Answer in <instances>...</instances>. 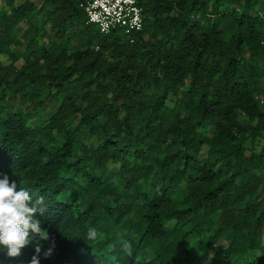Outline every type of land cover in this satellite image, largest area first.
Segmentation results:
<instances>
[{
  "label": "trees",
  "instance_id": "1",
  "mask_svg": "<svg viewBox=\"0 0 264 264\" xmlns=\"http://www.w3.org/2000/svg\"><path fill=\"white\" fill-rule=\"evenodd\" d=\"M80 2L0 0V173L49 237L0 264H264V0Z\"/></svg>",
  "mask_w": 264,
  "mask_h": 264
},
{
  "label": "clouds",
  "instance_id": "2",
  "mask_svg": "<svg viewBox=\"0 0 264 264\" xmlns=\"http://www.w3.org/2000/svg\"><path fill=\"white\" fill-rule=\"evenodd\" d=\"M47 210L43 196L34 198L17 180L11 179L7 173H0V253L7 258L20 257L34 237L48 240V234L45 235L42 227V218ZM96 235V230L89 228L86 239H94ZM55 246V241L44 249L40 244L36 245L28 264H41V258H49ZM130 247L125 242V250L129 251Z\"/></svg>",
  "mask_w": 264,
  "mask_h": 264
},
{
  "label": "built area",
  "instance_id": "3",
  "mask_svg": "<svg viewBox=\"0 0 264 264\" xmlns=\"http://www.w3.org/2000/svg\"><path fill=\"white\" fill-rule=\"evenodd\" d=\"M144 0H81L87 23L95 25L100 32L122 29L126 33L139 31L143 26Z\"/></svg>",
  "mask_w": 264,
  "mask_h": 264
},
{
  "label": "rangeland",
  "instance_id": "4",
  "mask_svg": "<svg viewBox=\"0 0 264 264\" xmlns=\"http://www.w3.org/2000/svg\"><path fill=\"white\" fill-rule=\"evenodd\" d=\"M49 110H52V108L50 107V108L47 109V111H49ZM70 264H73V262L70 261Z\"/></svg>",
  "mask_w": 264,
  "mask_h": 264
}]
</instances>
